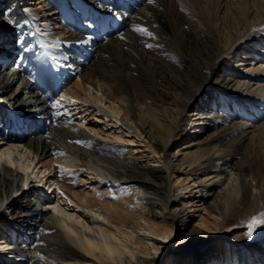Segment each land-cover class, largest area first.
Segmentation results:
<instances>
[{
	"label": "bare ground",
	"instance_id": "1",
	"mask_svg": "<svg viewBox=\"0 0 264 264\" xmlns=\"http://www.w3.org/2000/svg\"><path fill=\"white\" fill-rule=\"evenodd\" d=\"M27 1L0 0V264H159L182 244L170 264H204L211 238L188 231L194 192L212 239L264 264V237L242 242L264 213V0H148L129 14L111 0H43L51 10L21 23ZM55 13L60 29L47 33ZM93 15L123 29L94 34ZM87 107L122 112L154 162L97 138L80 121Z\"/></svg>",
	"mask_w": 264,
	"mask_h": 264
},
{
	"label": "rangeland",
	"instance_id": "2",
	"mask_svg": "<svg viewBox=\"0 0 264 264\" xmlns=\"http://www.w3.org/2000/svg\"><path fill=\"white\" fill-rule=\"evenodd\" d=\"M30 1H32V2H30ZM36 1H39V2H36ZM186 1H189V0H186ZM26 3H27V5L25 6L26 7L25 11L19 12L20 16H18V17H19L21 23H28L29 22V16L26 15L27 11H30L33 14H38L39 10L43 11L44 13L49 12L51 10L50 9V3L46 4L43 2V0H28ZM8 5L9 4L7 3L3 6V13H1V16L4 14V10L8 7ZM112 9L115 10V8H113V7H112ZM57 16H58V14H56V13L51 14V16H50L51 19L49 21L51 23L45 22V24L41 25V26H46V23H47V30H46L47 33L54 32V31H57L60 29V26H56V25L60 24V20ZM68 17L72 21L73 24L76 23L77 17L74 13H68ZM35 20H37V22L38 21L40 22L41 21L40 16H38V18H35ZM55 22H56V24H54ZM6 28L7 27H1L0 28V34L3 33L5 31L4 29H6ZM110 37H111V35H110ZM103 38H105V37H103ZM7 39H9V38H7ZM12 44H15V43L12 42ZM17 50L20 51L19 48ZM18 51H16V52H18ZM66 51L67 50H63V49L60 50V53H61V56L63 59H68L66 57H63L65 55ZM14 58L17 59L18 54L15 53ZM62 58H61V60H63ZM62 64H67V65L69 64V68H67L65 66L64 70H66L68 72L71 70L73 71L70 78L68 79L69 83H72L73 81L76 80L75 73L77 71V68H76L77 64L74 62L70 63V61H68V60L62 61ZM53 66H54V64H53ZM56 66H58V65H56ZM61 66H63V65L59 64V68ZM17 83L18 82H15V84H17ZM165 92H167V93H165L164 97L166 96V99L170 100L172 98L171 94L173 95V92L171 90H168V89H165ZM98 104L101 107H103V109L106 108L105 105H103L102 103H98ZM81 114L83 115V118L81 117V120H80L81 122H83L82 125H84L88 130L94 129L97 132V135H96L97 138L107 140V141L114 143L116 145L117 149H119V150L130 149L134 158L141 159L143 164L147 163L146 165H148V163L152 164V162H154V161H147L148 158L153 157V154L149 151V148L147 146H145L146 145L145 142L147 143L148 140H147V138H145L144 132H142L140 135H138L131 128H128V126L126 124L122 123L120 121V117L122 116V112H120L119 114H111L108 112L107 115H105V113H103V111L99 110L98 108L87 107V109H84L81 111ZM237 117L238 116L235 115L234 120H236ZM76 122H77V120H76ZM182 141L183 140H180V141H178V143H181ZM178 143L175 144L174 146H172L170 148L169 152L173 151L175 149V147L178 145ZM262 145H264V142L262 143ZM262 145H261V147H259V146H256V147H257V149H261V151L264 153V146H262ZM158 155L161 156V158H162V153L158 154ZM156 163L158 164L157 166L160 165V162H156ZM170 180H171V185L176 182L175 177H171ZM92 185H93V183L90 186H92ZM178 185H179V182H177L175 186H178ZM47 193H48V191H47ZM186 194L189 195V193H185V195ZM195 195H198V196H195ZM200 195H201V192H194L193 194L190 195L192 200H190V202L188 203L186 210H188V215H190L189 216V223H188L189 224L188 231L195 227L199 231H201L203 234H209V236L211 238V242L209 243V249H211L210 255H208V257L205 258L204 264H210V263L211 264H224L223 258H225L226 254L228 256H231L230 264H242V251H238V250L236 251V248L233 251L232 249H230L229 244L226 243L225 245H222V243L220 241H216V240L212 239L215 237L213 235V230L212 229L208 230V229H206V227H203L201 225V220H200L201 215L209 217L211 222H212V219H211L212 216H210L208 214V212H206V210L202 209L204 206L203 205L204 203L201 204L203 202V200L200 202V200H199ZM102 197L103 198H109V196H106V195H103ZM257 214H259V213H257ZM257 214L251 216L250 220L254 216L255 217L261 216V215L258 216ZM261 217H264V216H261ZM261 217L259 219H261ZM261 226L262 225H256L253 228L254 232H256L255 230L258 231L254 235V236H256L254 238V241L252 240V238L254 237L253 235H252L251 239L248 238L246 228H245L244 231L246 232V234H245V237L243 238L244 240H242V242L250 243V241L252 240L251 241L252 243H257V245H260L261 242H259V241L264 237V232H262L263 229L261 228ZM247 231H248V229H247ZM1 234L2 233L0 232V235ZM171 241H173V244H175L177 242V240H174V239H172ZM186 245L187 244H182L176 250L174 249V247H172V245L167 246L165 251H164V254H163L164 257L159 264H170L169 259H170V256L172 254L176 255L177 253H179L181 255H184L186 253V251H185V248L187 247ZM248 249H250V248H248ZM8 250H9V247H6V248H2V250H0V252H2V254L4 256H7L5 254H7ZM174 251H175V253H173ZM186 261H187V259L183 258L182 263L186 264ZM14 264H22L21 259L19 257H17ZM180 264H181V262H180Z\"/></svg>",
	"mask_w": 264,
	"mask_h": 264
},
{
	"label": "snow or ice",
	"instance_id": "3",
	"mask_svg": "<svg viewBox=\"0 0 264 264\" xmlns=\"http://www.w3.org/2000/svg\"><path fill=\"white\" fill-rule=\"evenodd\" d=\"M150 2H151V0H150ZM0 23H7V21H4L2 18H0ZM13 23H15V22L13 21ZM134 30L137 32H140L144 35L152 36V33L149 32L146 28L134 26ZM121 38H123V37H121ZM146 46L149 48L153 47V45H151V44H148ZM58 103L59 102L57 101V104ZM75 143L82 144V145L87 144L88 146H91L90 143L87 141L78 140V141H75ZM65 171H67V170H65ZM261 216H264V213H262ZM101 219H102V217H101ZM255 225H264V219H259L258 217H255V216L252 217L251 221L248 224V231H247V236L249 239L252 238V232H253V228ZM37 255L39 256V253Z\"/></svg>",
	"mask_w": 264,
	"mask_h": 264
}]
</instances>
